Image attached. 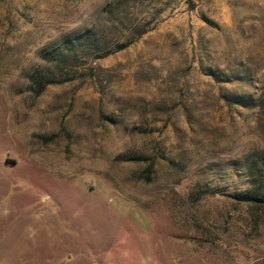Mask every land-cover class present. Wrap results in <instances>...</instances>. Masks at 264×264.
<instances>
[{"label":"rangeland","instance_id":"1","mask_svg":"<svg viewBox=\"0 0 264 264\" xmlns=\"http://www.w3.org/2000/svg\"><path fill=\"white\" fill-rule=\"evenodd\" d=\"M0 264H264V0H0Z\"/></svg>","mask_w":264,"mask_h":264}]
</instances>
